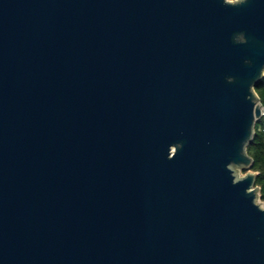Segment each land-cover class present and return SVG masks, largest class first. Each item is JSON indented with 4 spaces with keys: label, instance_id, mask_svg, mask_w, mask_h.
Here are the masks:
<instances>
[{
    "label": "water",
    "instance_id": "water-1",
    "mask_svg": "<svg viewBox=\"0 0 264 264\" xmlns=\"http://www.w3.org/2000/svg\"><path fill=\"white\" fill-rule=\"evenodd\" d=\"M262 65L264 0H0V264H264Z\"/></svg>",
    "mask_w": 264,
    "mask_h": 264
},
{
    "label": "clouds",
    "instance_id": "clouds-1",
    "mask_svg": "<svg viewBox=\"0 0 264 264\" xmlns=\"http://www.w3.org/2000/svg\"><path fill=\"white\" fill-rule=\"evenodd\" d=\"M221 2L225 7L238 8L247 4L249 0H221ZM233 43L237 45L248 44L246 34L243 32L234 34ZM244 63L251 65L252 61L245 59ZM225 81L228 84H233L235 83V77L226 76ZM257 82H260L259 87ZM261 90H264V65L259 68L258 74L249 83L248 94L245 97L252 107L249 134L240 143L239 156L242 159L240 161L229 160L224 165V169L229 174L230 183L233 187L250 180V184L244 189V195L250 196L251 206L264 215V179H260L264 175H262L261 166L256 159L257 133L261 130L258 125L264 122V95H262ZM183 147V142L170 144L167 149V160L175 159L183 150Z\"/></svg>",
    "mask_w": 264,
    "mask_h": 264
},
{
    "label": "trees",
    "instance_id": "trees-1",
    "mask_svg": "<svg viewBox=\"0 0 264 264\" xmlns=\"http://www.w3.org/2000/svg\"><path fill=\"white\" fill-rule=\"evenodd\" d=\"M259 86L260 83L258 87ZM261 91H262V95H264V90ZM258 126L261 130L257 133L256 159H257V163L261 166L262 175H264V124L263 127H261L260 125ZM260 179H264V177Z\"/></svg>",
    "mask_w": 264,
    "mask_h": 264
},
{
    "label": "rangeland",
    "instance_id": "rangeland-1",
    "mask_svg": "<svg viewBox=\"0 0 264 264\" xmlns=\"http://www.w3.org/2000/svg\"><path fill=\"white\" fill-rule=\"evenodd\" d=\"M263 124H264V122H261L259 125H260L261 127H263Z\"/></svg>",
    "mask_w": 264,
    "mask_h": 264
}]
</instances>
